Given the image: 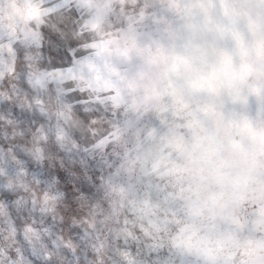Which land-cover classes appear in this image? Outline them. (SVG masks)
Returning a JSON list of instances; mask_svg holds the SVG:
<instances>
[{
    "label": "clouds",
    "instance_id": "9594fccd",
    "mask_svg": "<svg viewBox=\"0 0 264 264\" xmlns=\"http://www.w3.org/2000/svg\"><path fill=\"white\" fill-rule=\"evenodd\" d=\"M31 207L68 220L58 247ZM33 249L264 264V0H0V264Z\"/></svg>",
    "mask_w": 264,
    "mask_h": 264
},
{
    "label": "snow or ice",
    "instance_id": "6c2138e0",
    "mask_svg": "<svg viewBox=\"0 0 264 264\" xmlns=\"http://www.w3.org/2000/svg\"><path fill=\"white\" fill-rule=\"evenodd\" d=\"M81 71V67L79 65V62L74 64L72 67H66L64 69H58L56 73V77L59 81L61 77L63 78H69L72 75H75L76 72ZM52 73H41L36 81L33 87L37 89H43L47 87L48 79L52 77ZM15 111V110H14ZM20 112L22 115H26L24 113V110L21 108ZM29 123H31L29 121ZM21 130L24 131L25 135H27V131L24 129L23 123L20 124ZM61 143L60 147L63 148L70 156L72 154V149L68 145V143L64 140L63 137L60 138ZM43 145V142H42ZM46 156L47 152L44 149V147H36L34 148L32 152V158L35 160L36 168L32 170V174L35 176H41L42 173V166L46 162ZM81 163L84 164L85 167H87V160L82 159ZM57 181L49 176V178L45 181V183L51 187L53 184H55ZM57 198H60V194L57 193ZM72 210L70 209L69 212ZM19 212L25 216L31 217L30 223L34 225L37 229H39L43 233V239L47 246L49 248L58 247L57 243V235H58V229L60 228H70L69 222L67 219L63 220H57L53 216H48L46 214H38L36 209L34 207L27 208V209H20ZM69 213H65V216L67 217ZM19 223V220L17 221ZM32 264H51V261L44 256L43 251L41 249H33L32 251Z\"/></svg>",
    "mask_w": 264,
    "mask_h": 264
}]
</instances>
